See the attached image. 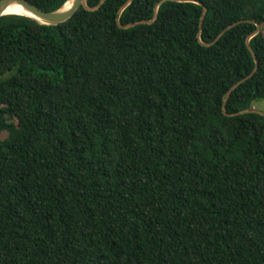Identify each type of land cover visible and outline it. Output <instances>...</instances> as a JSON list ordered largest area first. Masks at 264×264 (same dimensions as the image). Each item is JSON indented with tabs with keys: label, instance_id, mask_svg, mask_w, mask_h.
I'll use <instances>...</instances> for the list:
<instances>
[{
	"label": "trees",
	"instance_id": "16d2710c",
	"mask_svg": "<svg viewBox=\"0 0 264 264\" xmlns=\"http://www.w3.org/2000/svg\"><path fill=\"white\" fill-rule=\"evenodd\" d=\"M128 1L0 20V264H264V0Z\"/></svg>",
	"mask_w": 264,
	"mask_h": 264
},
{
	"label": "water",
	"instance_id": "95a60500",
	"mask_svg": "<svg viewBox=\"0 0 264 264\" xmlns=\"http://www.w3.org/2000/svg\"><path fill=\"white\" fill-rule=\"evenodd\" d=\"M72 2L71 3V6L69 8H66V4L68 2ZM105 0H101L100 3L94 7H91L88 5V0H68L61 8L55 10V11H46V10H43L39 7H37L36 5L32 4L31 2L27 1V0H0V20L2 18V16L4 15H8V13H6V11L12 6V5H15V4H18L20 6H22L26 11H28L29 13H31L33 16H29V15H25V16H28V17H31L35 20H37L38 22H41L43 24H48V25H58L62 22H65L67 21L68 19H70L77 11L80 7H85L86 9L88 10H91V11H94V10H97L101 5L102 3L104 2ZM133 0H129L125 6L121 9L120 13H122L123 9L125 7H127ZM166 1H169V0H160V2L157 4L156 6V12H155V16L153 17L152 20L150 21H146V20H142V21H138V22H133V23H129L127 25H122L120 23V17H118V22H119V25L120 27L122 28H130V27H133L137 24H140V23H153L157 17V12H158V8L159 6L166 2ZM173 1H179V2H197L199 4H202L201 2L197 1V0H173ZM206 12H207V7L204 6L203 8V13H202V17H201V23H200V29L203 28V22H204V17L206 15ZM18 15H22V14H18ZM239 22L237 23H234L232 25H230L227 29L235 26L236 24H238ZM257 30L254 34H252L250 37H248L247 39V44H248V47L249 49L251 50L254 58H255V61H256V67L254 69V71L249 74L247 77L243 78L242 80H240L239 82H237L236 84H234L232 86V88L228 91L227 93V97H226V100H225V105H224V112L225 114L227 115H235V114H240V113H245V112H258L260 114H263L264 115V112L260 109H256V108H253V109H250V110H244V111H240L238 113H234V114H229L226 112V103H227V99L229 98L232 90L234 88H236L238 85H240L243 81L247 80L248 78H250L251 76H253L254 72L258 69V65H259V62H258V58H257V55L256 53L254 52L253 48L251 47L250 45V39L252 38L253 35H256L257 33H259L260 31V28H261V25L259 23H257ZM225 29L223 32H221L219 34V36L217 37V39L227 30ZM205 44V43H204ZM208 45V44H206Z\"/></svg>",
	"mask_w": 264,
	"mask_h": 264
},
{
	"label": "bare ground",
	"instance_id": "6f19581e",
	"mask_svg": "<svg viewBox=\"0 0 264 264\" xmlns=\"http://www.w3.org/2000/svg\"><path fill=\"white\" fill-rule=\"evenodd\" d=\"M71 1L68 2L66 4V8H69L71 6ZM6 13L8 14H22V15H29V16H33L31 13H29L28 11H26L22 6L15 4L12 5L7 11Z\"/></svg>",
	"mask_w": 264,
	"mask_h": 264
},
{
	"label": "rangeland",
	"instance_id": "374dc122",
	"mask_svg": "<svg viewBox=\"0 0 264 264\" xmlns=\"http://www.w3.org/2000/svg\"><path fill=\"white\" fill-rule=\"evenodd\" d=\"M255 108L256 109H260L264 112V99L259 100L256 104H255ZM7 135L6 132H2L0 133V138H4Z\"/></svg>",
	"mask_w": 264,
	"mask_h": 264
}]
</instances>
